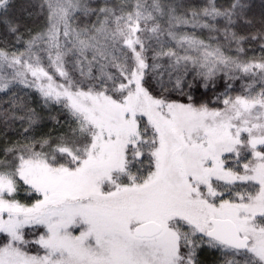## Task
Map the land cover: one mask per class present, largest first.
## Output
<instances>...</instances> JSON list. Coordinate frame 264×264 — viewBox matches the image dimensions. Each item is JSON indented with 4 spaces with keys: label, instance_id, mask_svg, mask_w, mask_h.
I'll return each instance as SVG.
<instances>
[{
    "label": "snow or ice",
    "instance_id": "obj_1",
    "mask_svg": "<svg viewBox=\"0 0 264 264\" xmlns=\"http://www.w3.org/2000/svg\"><path fill=\"white\" fill-rule=\"evenodd\" d=\"M11 7L0 25L24 50L0 47V91L69 120L0 150V264H200L204 248L264 264V45L241 58L264 14L244 35L247 0H39L46 26L24 40ZM220 72L225 91L197 98L189 74L207 89Z\"/></svg>",
    "mask_w": 264,
    "mask_h": 264
},
{
    "label": "trees",
    "instance_id": "obj_2",
    "mask_svg": "<svg viewBox=\"0 0 264 264\" xmlns=\"http://www.w3.org/2000/svg\"><path fill=\"white\" fill-rule=\"evenodd\" d=\"M93 3L99 0H92ZM184 3L201 4L204 0H183ZM218 5L226 6L230 0H216ZM250 5L249 18L253 20L251 26H244L240 29L241 34L248 35L261 30V15L264 14V0H247ZM12 7L9 9L10 15L21 24V32L23 39H29V33L35 35L46 26V16L39 10V0H10ZM95 17H84L82 14H77V19L73 23V27L77 25L83 26L89 20H94ZM198 35H201L198 32ZM207 33H203L201 38H206ZM221 43H225L220 37ZM264 41L259 39L248 40L243 44L245 53L241 54L242 59H248L253 56L259 57L262 54L261 46ZM12 50H24L22 43H17L16 36L9 33L4 25H0V47H5ZM228 52L229 55H235V45ZM193 74L190 73L187 77L191 81L193 88L191 89L197 98H211L216 94L225 91L227 78L223 72H220L215 77V86L210 82L207 89L203 87L204 81L197 77L193 80ZM247 80H234L232 94H236L241 90V84ZM155 87V85H153ZM185 91H189L185 86ZM172 98H179L173 93ZM29 109L34 110L38 114V122L32 126L29 133H24V128L28 127L26 121L14 119L24 115ZM68 114L58 105L45 106L39 93L30 88H25L23 85L16 84L9 90L0 91V150L5 146L15 143L16 141L24 142V136H50L53 141L67 129ZM21 193V197H23ZM23 202H29L24 199ZM200 264H219V254L213 250L204 248L198 253Z\"/></svg>",
    "mask_w": 264,
    "mask_h": 264
},
{
    "label": "rangeland",
    "instance_id": "obj_3",
    "mask_svg": "<svg viewBox=\"0 0 264 264\" xmlns=\"http://www.w3.org/2000/svg\"><path fill=\"white\" fill-rule=\"evenodd\" d=\"M41 31V30H40ZM32 90H35V89H32ZM36 91V90H35Z\"/></svg>",
    "mask_w": 264,
    "mask_h": 264
}]
</instances>
